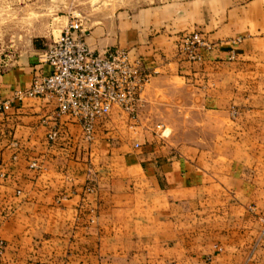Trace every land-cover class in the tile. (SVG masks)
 Returning a JSON list of instances; mask_svg holds the SVG:
<instances>
[{
	"label": "crops",
	"instance_id": "crops-1",
	"mask_svg": "<svg viewBox=\"0 0 264 264\" xmlns=\"http://www.w3.org/2000/svg\"><path fill=\"white\" fill-rule=\"evenodd\" d=\"M195 31L214 50L193 65L176 44ZM235 37L244 39L237 54L245 63L233 66L225 61ZM85 42L95 55L123 50L155 75L141 94V118L151 123L131 129L139 136L150 135L157 97L169 89L188 83L204 115L228 118L235 87H264V0L114 11L85 29ZM38 52L0 72V102H11L0 114V264H264L248 207L259 191L246 163L219 161L223 149L189 159L178 144L153 139L135 138L134 149L119 136L132 134L115 121L118 110L96 122L89 145L75 119L54 117L52 103L13 101L36 71H50L35 65ZM52 128L59 136L49 143Z\"/></svg>",
	"mask_w": 264,
	"mask_h": 264
},
{
	"label": "rangeland",
	"instance_id": "rangeland-1",
	"mask_svg": "<svg viewBox=\"0 0 264 264\" xmlns=\"http://www.w3.org/2000/svg\"><path fill=\"white\" fill-rule=\"evenodd\" d=\"M187 1L191 0H0V72L19 59L28 57L33 50H38L39 54L60 36L64 27L72 20H78L84 29L91 30L97 25L99 17L108 16L114 11L130 13L150 6ZM249 1L251 0H235L238 4ZM194 33L200 35L207 44L209 49L205 54L213 52L214 44L200 31L185 33L182 37ZM182 37L177 41V52ZM243 40L242 37H235L227 41L231 48L226 63L233 66L245 63L237 54ZM38 54L34 56L35 65H39ZM205 54L203 53L200 61H188L179 55L183 61L194 65L203 64ZM154 76L151 74L144 88ZM190 86L187 83L184 88L169 89L164 96H158L154 106L161 117L152 120L150 135L143 133L139 136L131 129L139 128L141 122L151 123L141 118V114L145 112V103L141 97L135 124H129L126 116L121 113L115 119L124 121V126L130 129L132 134L128 136L124 133L119 136L130 141L127 144H134V149L137 144L134 142L135 138L145 142L147 139H153L171 146L178 144V148L183 149L185 157L189 159H193L195 154L208 156L211 149H223L217 152L218 156L223 158L219 161L237 159L246 163L247 171L255 177L259 191L257 199L248 205L255 223L259 225L256 238V245H259L264 241V87L259 86L257 81L248 89L235 87V105L230 108L229 117L223 118L204 115ZM247 99L250 101L249 105L241 104V100ZM108 120L109 118L104 121ZM109 124L111 123H108V126ZM117 126L121 125L118 123ZM121 131L123 132L122 129ZM91 143L92 141L89 145ZM2 250L3 246L0 244V254Z\"/></svg>",
	"mask_w": 264,
	"mask_h": 264
},
{
	"label": "built area",
	"instance_id": "built-area-1",
	"mask_svg": "<svg viewBox=\"0 0 264 264\" xmlns=\"http://www.w3.org/2000/svg\"><path fill=\"white\" fill-rule=\"evenodd\" d=\"M208 49L202 37L194 33L182 37L178 53L188 61H200ZM38 62L50 71H36L29 88L16 92L13 101L39 99L52 103L54 117L75 119L87 143L93 140L96 122L108 119L114 110L125 115L129 124L137 122L141 93L151 73L123 50L95 55L85 42V29L78 20L70 21L38 54ZM10 109V101L0 102V114ZM58 136V128H52L46 140L53 143Z\"/></svg>",
	"mask_w": 264,
	"mask_h": 264
}]
</instances>
